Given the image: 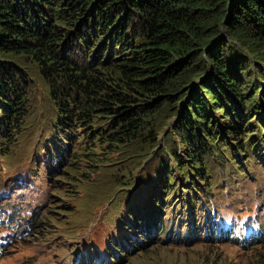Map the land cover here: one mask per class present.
Segmentation results:
<instances>
[{"label": "trees", "instance_id": "obj_1", "mask_svg": "<svg viewBox=\"0 0 264 264\" xmlns=\"http://www.w3.org/2000/svg\"><path fill=\"white\" fill-rule=\"evenodd\" d=\"M21 57L37 66L59 113H65L58 125L71 126L70 133L61 135L63 142L68 140L65 154L56 149L58 155L52 158L56 183L79 173L83 161L106 166L114 153L149 154L158 146L159 128L150 125L149 130L146 124L166 106L169 117L177 118L173 133L185 157L170 143L162 148L178 166L174 174L164 165L163 192L184 183L189 193L194 188L207 193L199 186L208 180L200 166L202 153L219 152V131L237 140L248 156L250 146L255 147L251 156L264 157L262 150L254 153L259 133L248 130L247 141L242 133L253 126L250 115L264 121V0H0L4 140L14 139L12 132L27 114L32 74ZM214 110H222L227 121L219 122ZM179 174L182 178L177 179ZM206 188L211 190V184ZM56 189L68 196L75 192L61 185ZM160 193L154 190L141 201L160 203ZM163 211L158 224L142 222L141 231L112 243L104 263L119 264L129 256L130 243L148 251L155 236L163 240L164 234L169 240ZM138 218L133 217L139 223ZM207 228L217 239L222 233L228 237L227 229L215 233L212 221Z\"/></svg>", "mask_w": 264, "mask_h": 264}, {"label": "rangeland", "instance_id": "obj_2", "mask_svg": "<svg viewBox=\"0 0 264 264\" xmlns=\"http://www.w3.org/2000/svg\"><path fill=\"white\" fill-rule=\"evenodd\" d=\"M21 60L32 79L20 128L12 132L14 139H0V146L5 147L0 150V264H106L112 243L141 231L142 222L158 224L162 209L170 239L164 234L163 240L155 236L148 251L130 243L129 256L124 255L119 264H264V157L251 156L255 147L249 146L248 156L237 140L219 131V152L202 153L200 166L208 180L199 186L207 193L196 188L189 193L184 183L163 192L164 165L174 174H178V166L162 148L170 143L175 153L185 157L173 133L177 118L169 117L171 111L166 106L149 118V126L146 124L149 130L150 125L159 128L155 129L158 146L148 150L149 154L133 156L136 152L131 150L128 155L114 153L112 164L106 166L83 161L79 173L56 183L57 175L50 171L52 158L58 155L56 149L65 154L68 140L63 142L61 135L70 133L71 126L58 125L65 113H59L37 66L24 57ZM221 111L214 110L215 116L224 122ZM255 115L247 119L253 126L247 125L242 133H247L244 141L248 130L259 133L257 154L264 151V121L254 119ZM71 135H75L74 128ZM206 183L211 184V190ZM56 185L75 192L65 195ZM154 190L161 191L157 196L160 203L141 201ZM134 216L139 217V223ZM211 221L215 233L225 228L228 237L222 233L217 239L208 232Z\"/></svg>", "mask_w": 264, "mask_h": 264}, {"label": "bare ground", "instance_id": "obj_3", "mask_svg": "<svg viewBox=\"0 0 264 264\" xmlns=\"http://www.w3.org/2000/svg\"><path fill=\"white\" fill-rule=\"evenodd\" d=\"M90 37H91V36H90ZM243 172H244V171H243ZM142 213H144V211H143ZM164 217H165V216H164ZM164 217H163V218H164ZM163 218H162V219H163ZM166 219H167V218H166ZM166 219H165V220H166ZM165 223H166V221H165ZM14 252H15V251H14ZM29 258H30V257H29ZM32 258H33V257H32ZM25 261H26V260H25Z\"/></svg>", "mask_w": 264, "mask_h": 264}, {"label": "clouds", "instance_id": "obj_4", "mask_svg": "<svg viewBox=\"0 0 264 264\" xmlns=\"http://www.w3.org/2000/svg\"><path fill=\"white\" fill-rule=\"evenodd\" d=\"M225 229V228H224Z\"/></svg>", "mask_w": 264, "mask_h": 264}]
</instances>
